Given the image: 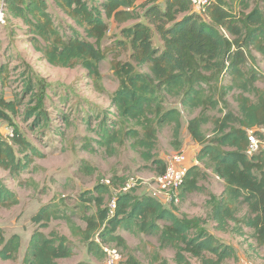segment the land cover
I'll return each instance as SVG.
<instances>
[{"label":"trees","instance_id":"trees-1","mask_svg":"<svg viewBox=\"0 0 264 264\" xmlns=\"http://www.w3.org/2000/svg\"><path fill=\"white\" fill-rule=\"evenodd\" d=\"M51 1L73 23L61 22L55 16ZM4 2L6 13L22 21L24 34L49 64L81 65L94 79L101 76L100 62L107 54L92 39L108 32V19L118 24L135 21L121 29L124 39L117 46L106 48L114 56L112 69L119 84L103 115L89 111L84 115L87 131L94 134L85 136L86 146L114 153L118 145L129 140L130 147L152 162L159 176L167 167L157 152L159 132L170 126V142L179 150L186 119L199 151L196 157L187 158L189 168L180 197L200 190V178L206 169L211 170L224 182V190L207 200V216L215 221L214 228L224 231L231 223L237 230L251 228L256 244L264 246V151L248 153V129L264 125V87L258 84L264 73L249 64L254 53L264 58V0H212L203 12L194 10L191 0ZM139 8L147 21L138 20ZM64 24L66 30L62 29ZM155 32L162 41L158 46ZM128 48L134 62L117 60L119 52ZM9 74L10 64L0 61V120H9L20 101L6 97ZM26 87L36 95L42 84L29 75ZM174 100L182 108L168 106ZM218 108L225 115L213 133H207L206 127L214 119L210 111ZM187 115L191 117L187 119ZM27 116L35 118L33 127L48 125V111L42 105L28 109ZM63 119L65 124L70 122L66 114ZM13 130L9 138L0 131V169L18 179L35 167V157L44 154L17 128ZM84 169L92 171L93 167L85 165ZM106 181H98L81 195L79 212L85 227L75 221L76 209L68 206L64 195L41 204L32 216L37 228L25 243L23 264H61L60 260L74 254V242L68 234L43 231L53 220H64L72 237H79L91 256L104 258V264L105 247L128 248L120 230L157 236L161 248L174 249L177 264H225L235 255L232 245L221 242L206 227L207 219L180 215L178 203L166 206L152 193L137 195L130 190L114 195ZM88 202L94 203L95 213H87ZM19 203L18 193L9 187L6 177H0V209ZM23 243L19 233L6 238L0 226V259H17ZM121 261L122 257L116 264ZM121 264L144 263L129 256ZM161 264L173 263L163 259Z\"/></svg>","mask_w":264,"mask_h":264},{"label":"rangeland","instance_id":"rangeland-1","mask_svg":"<svg viewBox=\"0 0 264 264\" xmlns=\"http://www.w3.org/2000/svg\"><path fill=\"white\" fill-rule=\"evenodd\" d=\"M50 9L61 22L62 19H66L69 23H73L52 1ZM137 12L141 14L138 20L147 21L143 16V9L139 8ZM108 21L110 23L108 32L100 39H92L96 47L107 54L100 62L101 76L98 79L90 77L81 65L69 68L49 64L24 34L22 21L11 17L9 13L7 23H0V61L10 64L5 94L8 99H20L16 112L9 114L10 119L0 120V131L4 137L9 138L8 133H12L13 129L17 128L44 154L43 157L34 158L35 167L29 172L22 173L21 178L11 179L8 172L0 169V177H6L9 187L18 193L20 199L18 205L0 209V226L6 238L13 233H19L24 241L17 259H0V264H23L25 243L37 228L32 221V216L41 204L55 195L65 196L68 206L76 209L75 221L83 227L86 223L80 218L79 211L83 206L81 195L93 189L98 181L107 180L114 195L130 190L137 195L152 193L166 206H170V203L165 202L163 195L158 191L156 167L132 149L129 140L118 145L114 153H109L105 149L92 151L89 145L86 146L85 136L94 134L87 131L84 115L88 111L98 117L103 115V111L110 107V95L119 84V79L112 69L114 56L106 48L117 46L119 40L124 39L121 29L135 22L118 24L113 19ZM67 28L68 26L64 24L62 29ZM154 43L155 46L162 44L157 32L154 33ZM132 53L130 48L121 50L116 59L134 62ZM254 56L255 58L251 59L249 64L260 73H264V58L259 53H254ZM29 75H32L35 81H41L44 92L39 88L35 90L37 94L34 95L32 90L26 87ZM258 84L264 87V78ZM40 105L48 111V125L33 127L35 118L25 117V112ZM172 105L182 108L178 100H174L168 106ZM232 108H235L233 101ZM65 114L70 117V122L67 124L63 119ZM210 114L214 119L213 123L206 127L207 133H213L216 123L225 115V112L218 108L210 111ZM190 117L187 115V119ZM158 136L157 152L159 157L167 162L177 152L185 153L190 159L196 157L199 151L198 143L193 140L188 131L186 119L181 132L182 145L179 150H176L170 142V126L163 128ZM85 165L93 167V170H85ZM198 184L202 187L200 190L188 193L184 199L180 197L181 201L177 204L178 213L207 219L206 227L212 230L221 242L235 248V255L225 264H264V246L260 247L256 244L251 228L244 227L242 230H237V226L231 223L227 230H218L214 228L215 221L207 216L209 212L207 200L211 194L218 195L224 190L223 180L211 170L206 169ZM87 206L88 214L95 213L94 203L88 202ZM52 230L68 234L74 242V254L60 260L61 264H104V258L96 259L91 256L80 238L72 237L64 220H53L49 227L43 228L46 233ZM120 232L126 237L128 243V248L116 246L122 253V261L133 256L144 264H161L163 259L177 264L174 261V249L161 248L157 236L124 230ZM192 261L195 262V259Z\"/></svg>","mask_w":264,"mask_h":264},{"label":"built area","instance_id":"built-area-1","mask_svg":"<svg viewBox=\"0 0 264 264\" xmlns=\"http://www.w3.org/2000/svg\"><path fill=\"white\" fill-rule=\"evenodd\" d=\"M196 11H204L212 0H191ZM4 0H0V23H7V13L4 6ZM8 133V136H12ZM248 152L254 154L264 151V125L255 126L248 131ZM187 155L183 152L175 153L168 159L166 170L158 176L157 187L159 193L163 195V200L167 203L179 202V189L184 182V178L188 171ZM112 209L116 207L113 199L110 203ZM106 264H116L121 259V252L116 247H105Z\"/></svg>","mask_w":264,"mask_h":264},{"label":"clouds","instance_id":"clouds-1","mask_svg":"<svg viewBox=\"0 0 264 264\" xmlns=\"http://www.w3.org/2000/svg\"><path fill=\"white\" fill-rule=\"evenodd\" d=\"M192 6H193V4H192ZM194 8V7H193ZM194 10H196L195 8H194ZM198 12H203V11H198ZM261 126V125H260ZM251 129V128H250ZM248 131H249V129H248ZM8 137H10V136H8ZM177 153H179V152H177ZM249 153V152H248ZM250 154V153H249ZM188 156V155H187ZM198 162V161H197ZM180 190V189H179ZM179 193H180V191H179ZM179 197H180V195H179ZM179 202H180V200H179ZM179 202H177V203H179ZM172 203H175V202H172ZM171 204V203H170ZM117 248V247H116ZM118 249V248H117ZM119 250V249H118Z\"/></svg>","mask_w":264,"mask_h":264},{"label":"crops","instance_id":"crops-1","mask_svg":"<svg viewBox=\"0 0 264 264\" xmlns=\"http://www.w3.org/2000/svg\"><path fill=\"white\" fill-rule=\"evenodd\" d=\"M189 157V156H188ZM191 159V158H190ZM192 161V160H191Z\"/></svg>","mask_w":264,"mask_h":264}]
</instances>
